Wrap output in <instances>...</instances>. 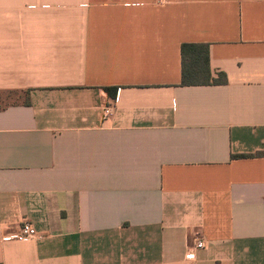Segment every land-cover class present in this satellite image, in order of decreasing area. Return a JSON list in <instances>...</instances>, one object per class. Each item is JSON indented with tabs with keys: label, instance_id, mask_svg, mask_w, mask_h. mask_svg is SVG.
Returning a JSON list of instances; mask_svg holds the SVG:
<instances>
[{
	"label": "crops",
	"instance_id": "0c3cea01",
	"mask_svg": "<svg viewBox=\"0 0 264 264\" xmlns=\"http://www.w3.org/2000/svg\"><path fill=\"white\" fill-rule=\"evenodd\" d=\"M0 264H264V0H0Z\"/></svg>",
	"mask_w": 264,
	"mask_h": 264
},
{
	"label": "trees",
	"instance_id": "16d2710c",
	"mask_svg": "<svg viewBox=\"0 0 264 264\" xmlns=\"http://www.w3.org/2000/svg\"><path fill=\"white\" fill-rule=\"evenodd\" d=\"M181 54V86H210L228 83L227 75L224 72H217V75H214L208 44L185 43L181 47Z\"/></svg>",
	"mask_w": 264,
	"mask_h": 264
},
{
	"label": "built area",
	"instance_id": "2783aa9c",
	"mask_svg": "<svg viewBox=\"0 0 264 264\" xmlns=\"http://www.w3.org/2000/svg\"><path fill=\"white\" fill-rule=\"evenodd\" d=\"M175 106V105H174ZM117 111V107H116V102L109 104V105H105L102 108V119L103 120H108L111 117H113L115 115ZM38 236V233L36 231V229L34 228V226L26 221L23 222L21 227H20V231L19 233L16 235V239L18 241H24L27 239H34ZM205 244L202 240H197L196 244L189 249V252L187 254V258L190 260H195L197 257V251L201 248H204Z\"/></svg>",
	"mask_w": 264,
	"mask_h": 264
}]
</instances>
